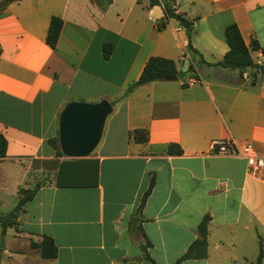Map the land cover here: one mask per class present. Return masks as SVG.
I'll return each mask as SVG.
<instances>
[{"label":"crops","instance_id":"0c3cea01","mask_svg":"<svg viewBox=\"0 0 264 264\" xmlns=\"http://www.w3.org/2000/svg\"><path fill=\"white\" fill-rule=\"evenodd\" d=\"M166 6L191 23L189 37L152 0H14L0 9V187L12 174L22 175L17 191L40 184L17 218L15 233L29 248L4 249L16 264H151L142 258L146 242L157 264H174L205 214L207 256L180 264H254L259 244L264 264V181L243 158L211 151L213 141L232 139L264 157V77L208 65L228 51L232 23L247 45L255 39L264 48V0ZM52 17L62 20L54 48L45 41ZM189 40L200 55L187 50ZM152 56L173 60L177 73L187 59L197 78L190 70L118 100ZM252 57L264 64L260 52ZM101 100L112 112L98 145L84 161L63 163L69 158L49 142L59 137L63 108ZM136 129L148 132L146 143L129 137ZM170 144L181 154H167ZM42 235L54 240L56 258L31 248Z\"/></svg>","mask_w":264,"mask_h":264},{"label":"trees","instance_id":"16d2710c","mask_svg":"<svg viewBox=\"0 0 264 264\" xmlns=\"http://www.w3.org/2000/svg\"><path fill=\"white\" fill-rule=\"evenodd\" d=\"M12 2L14 0H7ZM139 1V0H138ZM166 14L169 18H175L187 31V36L189 37V31L191 28V23L185 20L179 14H175L174 11L169 7L164 5ZM62 27V20L58 17H52L49 22L47 34L45 41L49 47L54 48L57 44L59 34ZM225 40L228 45V51L224 54L222 60L214 63L208 64L211 66H217L230 70H238L240 77H242V72L247 68H255L260 71L264 77V64H258L253 60L252 53L260 52L264 60V48H261L255 39H251L247 45L236 24L232 23L226 26L225 31ZM187 50L192 54L200 55L197 50H195L190 40L187 44ZM198 63L207 64L201 59V56L198 58ZM177 74V68L175 62L170 59L152 56L150 57L146 64L143 67V70L138 77V79L130 84L118 100L124 99L128 93H130L135 87L144 85L146 83L165 80V78ZM191 75L193 78H197L195 69L192 70ZM181 77V76H180ZM183 87H186V84L183 83ZM129 137L136 143H146L148 141V132L144 129H136L129 133ZM50 144L55 147L57 156H63L60 145L59 138H54L49 140ZM7 141L5 137L0 133V159L4 158L6 155ZM167 154L169 155H179L181 150L178 145L170 144L167 148ZM83 159H69L65 160L63 163H73L81 162ZM96 184V181L93 182V185ZM155 184V178L151 176L150 181L146 190L144 191L139 208L144 206V203L147 197L150 195ZM40 184L36 183L35 186L31 189L20 191L21 197L19 198V204L23 206L26 202L31 201L36 195ZM18 215L14 212H10L7 215H2L0 213V226L5 230L7 227L13 228L16 232L18 229L17 222ZM210 216L205 214L197 226V238L188 246L186 251L174 262V264H180L182 261L190 259H203L207 256V235H208V224L210 222ZM138 219H135L137 221ZM31 248L37 250L40 254V257L43 259H54L57 257L58 249L54 240L48 235H42L39 242L30 241ZM150 246L149 242H146L144 246H141L143 251L142 258L149 261L151 264H157L147 253L146 247ZM263 252L262 247L259 244L258 256L254 264H261Z\"/></svg>","mask_w":264,"mask_h":264},{"label":"water","instance_id":"95a60500","mask_svg":"<svg viewBox=\"0 0 264 264\" xmlns=\"http://www.w3.org/2000/svg\"><path fill=\"white\" fill-rule=\"evenodd\" d=\"M7 0L0 1V9L7 5ZM192 70L185 59L177 74L165 80L173 81L178 75ZM112 112V105L107 100L97 103L69 102L63 108L59 118V145L62 154L69 159H82L89 156L98 145L106 117ZM16 214V213H15ZM4 248V235L0 239V249Z\"/></svg>","mask_w":264,"mask_h":264},{"label":"rangeland","instance_id":"374dc122","mask_svg":"<svg viewBox=\"0 0 264 264\" xmlns=\"http://www.w3.org/2000/svg\"><path fill=\"white\" fill-rule=\"evenodd\" d=\"M20 177H22V175L17 176L16 174H12V177L5 179L0 187V213L2 215H7L10 212H14L16 215L22 216L23 206H21L18 202L19 198L21 197L20 191L23 189L18 190L19 192L16 190V183H19ZM25 179H28V176L25 177ZM32 185V187L30 186L31 188L35 186V184ZM2 234L4 235V248L0 249V264H16L15 262L8 259L6 255H4V249L11 248L25 251L27 248H29V244L23 237L17 236L15 230L11 227H7L5 230H3V228L0 226V239ZM33 258L34 261L40 259L38 255H35Z\"/></svg>","mask_w":264,"mask_h":264},{"label":"built area","instance_id":"2783aa9c","mask_svg":"<svg viewBox=\"0 0 264 264\" xmlns=\"http://www.w3.org/2000/svg\"><path fill=\"white\" fill-rule=\"evenodd\" d=\"M159 5H165L167 0H152ZM211 151L216 155L238 156L245 160L249 174L264 181V157L257 154L250 143L238 145L232 139L215 140Z\"/></svg>","mask_w":264,"mask_h":264}]
</instances>
